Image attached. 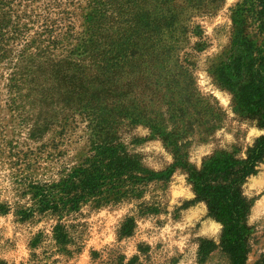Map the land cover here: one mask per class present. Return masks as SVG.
Masks as SVG:
<instances>
[{"label": "rangeland", "instance_id": "rangeland-1", "mask_svg": "<svg viewBox=\"0 0 264 264\" xmlns=\"http://www.w3.org/2000/svg\"><path fill=\"white\" fill-rule=\"evenodd\" d=\"M122 2L107 34L120 25L140 52L126 56L113 81L123 87L105 106L42 100L32 75L11 81L0 61V264H231L227 244L239 238L243 264H264V155L254 174L238 173L264 135L258 0ZM151 2L172 17L139 47L126 29ZM110 135L131 164H89L95 140ZM86 174L97 178L93 189ZM136 181L141 190L119 197ZM215 211L234 218V234Z\"/></svg>", "mask_w": 264, "mask_h": 264}, {"label": "trees", "instance_id": "trees-1", "mask_svg": "<svg viewBox=\"0 0 264 264\" xmlns=\"http://www.w3.org/2000/svg\"><path fill=\"white\" fill-rule=\"evenodd\" d=\"M122 4V0H0V61L4 62V66L11 65L10 80L20 83V80L32 75V89L42 100L50 99L65 106L75 103L89 107L88 104L93 105L97 101L104 105L108 98L113 97L116 89L123 87L113 84V81L122 73L127 63L126 56L138 57L140 52L136 51L138 42L132 41L127 46L122 41L125 31L121 30L120 25L112 34H107V15L113 10L112 7L123 10ZM258 4L259 14L263 16L264 0H258ZM148 5L152 6V10L144 11L142 8L141 12L133 13L126 29L135 36L139 35L136 36L139 47L144 44L146 37L154 39L156 34L165 33L160 24L172 17L167 9L152 2ZM115 12L119 16V10ZM149 24H153L156 29H152ZM146 26H149L147 31ZM143 34L145 38H141ZM129 46L134 47L133 50H127ZM231 63L232 76L240 75V57L236 56ZM224 77L229 79L227 75ZM117 102L112 99L113 104ZM92 151L89 164H131L127 150L118 136L110 135L95 140ZM263 155L264 135L248 150L247 157L240 164V181L256 172ZM149 175L156 176L158 180L165 178L162 173L152 172ZM83 178L92 189L99 184L97 178H89L88 174ZM138 181L142 186L145 184V172L138 177ZM138 183H127L119 192V197L124 195L130 198L135 195L137 190H141ZM48 203L43 201L40 207L46 209ZM212 203L217 207L216 202ZM211 213L223 221L227 235L234 234L237 230L234 218H228L224 213L216 214V211ZM125 222L130 224L132 217H127ZM127 227H123L125 233H130L132 224L130 228ZM239 239L227 244L231 264H243Z\"/></svg>", "mask_w": 264, "mask_h": 264}]
</instances>
